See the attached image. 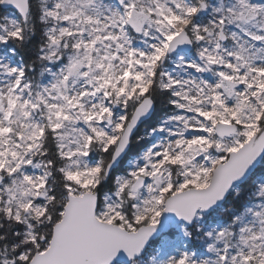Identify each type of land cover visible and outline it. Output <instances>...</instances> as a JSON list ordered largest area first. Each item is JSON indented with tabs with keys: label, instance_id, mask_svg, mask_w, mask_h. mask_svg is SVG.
<instances>
[{
	"label": "snow or ice",
	"instance_id": "6c2138e0",
	"mask_svg": "<svg viewBox=\"0 0 264 264\" xmlns=\"http://www.w3.org/2000/svg\"><path fill=\"white\" fill-rule=\"evenodd\" d=\"M0 264H264V0H0Z\"/></svg>",
	"mask_w": 264,
	"mask_h": 264
}]
</instances>
